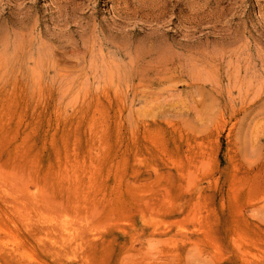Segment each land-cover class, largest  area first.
I'll list each match as a JSON object with an SVG mask.
<instances>
[{
	"label": "rangeland",
	"instance_id": "1",
	"mask_svg": "<svg viewBox=\"0 0 264 264\" xmlns=\"http://www.w3.org/2000/svg\"><path fill=\"white\" fill-rule=\"evenodd\" d=\"M0 241L1 264H264V0H0Z\"/></svg>",
	"mask_w": 264,
	"mask_h": 264
},
{
	"label": "bare ground",
	"instance_id": "2",
	"mask_svg": "<svg viewBox=\"0 0 264 264\" xmlns=\"http://www.w3.org/2000/svg\"><path fill=\"white\" fill-rule=\"evenodd\" d=\"M9 191V190H8ZM9 193V192H8ZM9 195V202H11L12 204H13V206H14V210L16 211V212H18V213H20L19 212V208L21 207V206H23V204L25 203V198H26V196H27V193L26 192H24L23 193V195L20 197V198H18V197H16V195H17V192L15 191L14 193H9L8 194ZM39 201V200H38ZM7 203H8V201H7ZM37 207V206H36ZM38 208V207H37ZM28 210V209H27ZM39 211H40V206H39ZM77 211V210H76ZM31 213V212H30ZM34 214H35V212H34ZM77 214H80V213H77ZM76 214V215H77ZM47 215V214H46ZM46 215H44V216H46ZM43 216V217H44ZM79 216V215H78ZM77 216V217H78ZM47 217V216H46ZM53 217V216H52ZM51 217V218H52ZM34 218V217H33ZM36 218H37V216H36ZM54 218V217H53ZM68 218V217H67ZM66 218V219H67ZM45 219V218H44ZM70 219H72V218H70ZM11 220V219H10ZM53 220H55V219H53ZM73 220V219H72ZM78 220V219H77ZM81 220V219H80ZM85 220V219H84ZM20 221V220H19ZM48 221V220H47ZM50 221H51V219H50ZM38 222V221H37ZM60 222H63V221H60ZM59 222V224H57V223H55V224H52V225H50V226H45V227H40V228H38L37 229V232H45V240L46 241H51L52 240V238L54 237V236H57L58 234H61L62 235V237H64V235H68V236H72L71 237V239L68 241V243H66V241L65 242H63L62 244L60 243V244H58L57 245V247H52V245L50 246V248L54 251V252H57V253H59L60 251H62V250H64V249H66V247L68 246H71L72 245V243H70V241L73 239V237L75 236V226H73L72 224H65V225H62L61 223ZM67 222V221H66ZM76 222V221H75ZM81 222V221H80ZM21 223V222H20ZM85 223V222H84ZM7 224V223H6ZM13 224V223H12ZM59 226V227H58ZM9 227V226H8ZM13 228V227H12ZM11 228V229H12ZM78 229V228H77ZM16 231H17V229H16ZM8 232H10V231H8ZM33 232H34V230H33ZM52 232H55V233H52ZM15 234V233H14ZM39 234V233H38ZM79 234V233H78ZM88 237V236H87ZM1 238H4V237H1ZM20 239H21V237H20ZM83 240H84V238H82ZM88 239V238H87ZM22 241H23V239H21ZM20 240V241H21ZM80 239H78L77 241H79ZM8 241H10V240H8ZM81 241V240H80ZM79 241V242H80ZM1 242V241H0ZM83 242H86V241H83ZM30 243V242H29ZM48 243H50V242H48ZM75 243H76V240H75ZM10 244V243H9ZM11 244H13L14 245V243L12 242ZM16 244V243H15ZM39 244H41V245H45V247L46 246H48V245H46V243H44V242H39ZM7 245V244H6ZM18 245V244H17ZM75 245V244H74ZM80 245H81V243H80ZM80 245H79V248H80ZM84 245H85V243H84ZM83 245V246H84ZM12 246V245H11ZM15 246V245H14ZM14 246H12V247H14ZM5 247V246H4ZM9 247V246H8ZM18 247V246H17ZM23 247V246H22ZM28 247V246H27ZM75 247V246H74ZM81 247H82V245H81ZM1 248V247H0ZM11 248V247H10ZM15 248V247H14ZM16 249V248H15ZM33 249V248H32ZM32 249H31V251H32ZM80 249H82V248H80ZM0 250H2V249H0ZM10 250V249H9ZM9 250H7V252L9 251ZM12 250H14L13 248H12ZM6 251V250H5ZM16 251H19V250H16ZM79 251V250H78ZM13 253H15V252H13ZM18 253H20L21 254V257H22V254L23 253H21V252H18ZM33 253H34V251H33ZM7 254H9V253H7ZM30 254H31V252H30ZM24 255V254H23ZM20 256V255H19ZM10 257V256H9ZM18 259H19V257L18 256H16ZM24 257V256H23ZM28 257V256H27ZM53 257V256H52ZM69 257V256H68ZM54 258V257H53ZM50 259H51V257H50ZM55 260V259H54ZM58 260V259H57ZM60 260H58V262H59ZM6 262H8V261H6ZM61 262V261H60ZM64 263H65V261H63ZM21 264H22V262H20ZM56 263V262H55ZM1 264V263H0ZM11 264V263H10ZM66 264V263H65Z\"/></svg>",
	"mask_w": 264,
	"mask_h": 264
}]
</instances>
